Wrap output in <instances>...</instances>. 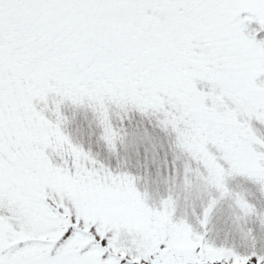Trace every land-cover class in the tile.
I'll use <instances>...</instances> for the list:
<instances>
[{"label":"snow or ice","instance_id":"1","mask_svg":"<svg viewBox=\"0 0 264 264\" xmlns=\"http://www.w3.org/2000/svg\"><path fill=\"white\" fill-rule=\"evenodd\" d=\"M0 264H264V0H0Z\"/></svg>","mask_w":264,"mask_h":264},{"label":"rangeland","instance_id":"2","mask_svg":"<svg viewBox=\"0 0 264 264\" xmlns=\"http://www.w3.org/2000/svg\"><path fill=\"white\" fill-rule=\"evenodd\" d=\"M65 112L71 113V107H66ZM85 144H87V139L85 138ZM144 148L148 149L147 155H148V162H149V168L152 172L153 177H156L157 169L161 173H163L164 166H165V159H166V153H167V144H164L163 147L160 146L159 143H155L154 145L148 144L147 142L142 147L141 151L143 153ZM167 160L171 161V155H167ZM155 161V162H153ZM141 189H143V184L141 182ZM159 190L161 193L164 191V185L161 183L158 185ZM157 188V185L153 184L150 186L149 191L150 193L153 192Z\"/></svg>","mask_w":264,"mask_h":264}]
</instances>
